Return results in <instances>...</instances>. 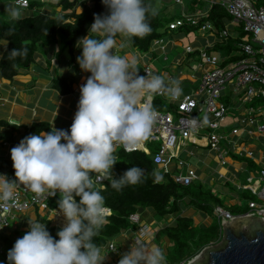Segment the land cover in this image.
<instances>
[{"label": "clouds", "instance_id": "9594fccd", "mask_svg": "<svg viewBox=\"0 0 264 264\" xmlns=\"http://www.w3.org/2000/svg\"><path fill=\"white\" fill-rule=\"evenodd\" d=\"M102 3L108 14L95 15L90 34L77 41V47L82 48L78 64L91 75L80 87L70 129L53 127L50 132L25 136L10 150L19 183L0 174V207L14 198L17 184L35 194L51 190L50 195H55L59 190L58 206L66 223L57 232L59 239H54L46 223L29 219L30 230L8 251V264H101V248L93 237L103 226L106 205L92 174H103L117 191L141 183L145 170L138 165L128 168L118 179L112 177L111 170L117 162L114 147L121 144L127 149L149 138L156 119V111L148 102L153 94L175 99L182 93L178 80H166L159 73L140 76L135 59L116 53L117 47L125 48L132 37L151 33L149 17L158 14L159 0ZM4 4L2 16L10 21L23 18V11L28 10L23 9L20 0ZM26 55V47L8 53L10 58ZM153 176L156 181L162 178L155 169ZM73 194L80 197L79 202ZM164 260L159 247L148 248L135 239L118 264H164Z\"/></svg>", "mask_w": 264, "mask_h": 264}, {"label": "built area", "instance_id": "2783aa9c", "mask_svg": "<svg viewBox=\"0 0 264 264\" xmlns=\"http://www.w3.org/2000/svg\"><path fill=\"white\" fill-rule=\"evenodd\" d=\"M175 1L183 5V0ZM260 2L261 0H197V6L202 3L211 7L221 6L232 16L233 22L242 25L246 36H243L239 43V51L245 55L223 66L224 57L218 52L186 46L187 56L196 55L200 62L193 65V69L205 66L199 85L189 91H182L175 99L168 97L167 100L174 103L177 113L153 107L156 111V119L149 138L129 145L127 149L121 144H116L114 153L123 149L126 152L141 150L152 154L158 172L164 177H171L181 186H189L197 182L205 184L197 168L185 156V154L189 156L197 153L190 148L192 145L214 153L216 161L221 166H226L229 155L237 150L248 157H253V151L240 148L242 140L240 142L239 139L244 135L264 136V105L258 107L249 105L254 97H261L264 101V2ZM20 4L23 9H27L30 0H20ZM208 12L206 10L186 12L183 9L181 17L169 23V30H177L188 23L189 26L199 25L203 32H208L214 37L230 36V29L225 28L218 32L211 22H200L201 17L206 16ZM249 38L251 39L248 40ZM164 43L163 38H156L153 41V44L161 47L163 52L167 50ZM152 72L150 65H146L143 69L145 76ZM233 94L236 97H232ZM155 96L164 95L153 94L148 101L152 106ZM227 96L233 101L230 104L224 100ZM230 111L240 114L236 125L223 123ZM151 144L158 145L156 151L152 150ZM113 173L111 170L112 177H114ZM12 177L13 181L18 182V179ZM93 181L95 185L102 186L108 179H105L103 174L97 173ZM237 186L239 189L251 191L256 201H249L250 210L237 215L223 206H214V214L220 219L221 239L224 234V223L238 216L256 214L264 218V165L259 170L258 176L250 173L246 181L239 182ZM14 192V198L6 206L0 207V254L4 250L3 236L11 227L12 220L29 208L36 207L47 211L48 215L50 217L52 215L56 220L66 218L59 206H51L54 196L50 195L51 190L35 194L23 184H17ZM56 194L60 195L59 190ZM73 195L75 198V194ZM110 214L112 210L106 206V216ZM130 220L136 224L134 242L135 239H139L144 243L151 235V224L144 222L138 211L130 216ZM116 247V243L112 241L108 245L109 250H115ZM185 262L187 261L177 264H185Z\"/></svg>", "mask_w": 264, "mask_h": 264}, {"label": "trees", "instance_id": "16d2710c", "mask_svg": "<svg viewBox=\"0 0 264 264\" xmlns=\"http://www.w3.org/2000/svg\"><path fill=\"white\" fill-rule=\"evenodd\" d=\"M151 2L155 3L156 0H151ZM195 3L196 0H192L190 11L196 12L203 8L202 4L195 6ZM46 4L61 8V13L57 16L41 12L32 14L33 10L40 9ZM218 7L217 5L213 6L206 16L201 17L200 22L211 21L219 32L225 28L227 22L232 20V16L221 6V9ZM28 10H30V14H25L23 18L12 22L2 16L5 13L0 12V40H6V49L0 59V76L3 78L13 79L20 68L28 67L34 62L39 46L47 47L60 43L64 49L75 52L77 41L90 34L89 29L94 23L95 15L108 14V8L102 3V0H30ZM166 11V8L159 6L158 14L155 17H149V23L152 27L151 33L142 38L132 37L127 43L141 52L148 51L154 39L162 38L169 30V23L177 18L174 14H166ZM199 28V25L189 26L186 23L174 31L180 32L186 29V32H190ZM237 31L239 33L237 38L228 36L227 38L222 37L223 42L217 41L216 50L224 55H231L233 52L234 59L242 58L245 54L239 51V43L242 37L246 36V32L242 27H239ZM21 47L27 48L25 57H8V53L12 49ZM75 66L79 67V64L76 63ZM76 78L75 75H58L53 78L52 85L66 94L73 90L72 86ZM262 101L261 97H255L252 104H258ZM173 106L174 103L163 98H154V108L170 111L175 110ZM2 123L4 122L0 120V124ZM32 129L36 134H40L41 132H50L52 127L47 122H36L32 125ZM151 147L153 151H156L158 145L154 144ZM114 155L117 162L112 168L113 178H120L128 168L134 165L143 168L145 175L141 183L127 185L120 191L113 189L109 180L102 186L95 185L104 196L105 205L112 210V214L105 216L102 228L93 237V240L100 247H106L119 235L130 229H136V224L131 222L130 216L137 212L139 207H143L152 209L161 215H177L173 222L165 225L157 232V237L162 235L161 238L166 239L165 248L160 247V249L164 252L165 260L169 264L188 261L206 246L217 244L222 240L220 219L214 214L215 205L223 206L232 214L237 215L250 210L249 201H256V197L251 191H237L231 183H229V187L232 193L240 194L239 197L245 199L247 203L237 201L235 204H226L227 196L221 197L220 193H215L211 187H205L202 182L181 186L171 177H164L162 174V178L156 181L153 170L158 171V168L153 161V156L141 150L126 152L120 149ZM250 167L251 169L257 168L251 161ZM7 173L15 176L13 164L9 160L0 159V174L5 175ZM96 174H92V179ZM51 206L58 205L51 202ZM183 208H192L195 212L211 217L212 221L207 225L196 224L192 215L184 214ZM37 221L46 223L50 235L54 239H59L57 232L62 228L61 226L53 225L47 217L41 215H38ZM22 236L20 234L19 236L16 235L17 238L13 235L3 236L4 250L0 254V262L8 264V251L13 247L15 241Z\"/></svg>", "mask_w": 264, "mask_h": 264}, {"label": "crops", "instance_id": "0c3cea01", "mask_svg": "<svg viewBox=\"0 0 264 264\" xmlns=\"http://www.w3.org/2000/svg\"><path fill=\"white\" fill-rule=\"evenodd\" d=\"M6 2L7 0H0V11L5 12L6 5L4 3ZM191 2L192 0H183V5H181L176 3L175 1V3L181 8V11L185 9L186 12H193L190 11ZM202 5L203 8L199 9L201 11H210L213 8V6L211 7L205 3H202ZM195 6H197V0ZM60 9L61 8L58 7V13L54 14L53 12L52 15H59L61 13ZM39 12H44V6H42L40 9L33 10L32 14H37ZM171 12L169 11L168 13ZM173 12L180 14V11ZM23 13V15H25L30 14L31 12L30 10H24ZM174 13L168 15H173ZM176 16L181 17V15ZM12 21L14 20H11L10 22ZM212 24L214 27H216L214 23ZM239 27H242V25L233 22V20L227 22L225 26V28L230 29V36H233L234 38H237L239 36V33L237 31ZM198 30L203 32L200 28ZM181 34L182 33H180V35ZM180 35H178L177 37H180ZM210 37L212 40L202 48H207L210 51L218 52L222 57H224V61L222 63L223 66H226L230 62L236 60V58L234 59L233 52L231 53V55H224L220 51L216 50L215 45L217 44V41L220 40V42H223L222 38L219 35H217L216 37L210 35ZM162 38L164 39V44H166L167 46V52L168 46L170 48L181 46L176 42L177 40H179L178 38L173 40L175 41V44L172 41L170 42V39L166 38L165 40V36H163ZM120 39L121 38L118 39V42ZM186 46H184L183 48L184 51ZM202 48L196 47V49ZM5 49L6 43L1 42L0 59ZM166 51L164 52L166 55L164 59L168 60ZM159 52H163L161 47L159 48L158 45H154L153 42L150 45L149 50L146 52H141L133 48L128 43L125 48L120 49L119 47H117L116 49V53L118 55H126L130 60L135 59V67L138 68L137 74L140 76H145L143 74V69L146 65H150L153 69L152 73L163 74L166 80H178L183 92L189 91L191 90V88L197 87L199 85L203 68H205V66H199L196 70H194L193 66H188L186 62L187 60L192 59L200 64V62L197 60L196 55L187 56V54H185V58L183 60L178 59L175 63H163L161 68H155L152 64L154 59H157L159 57ZM81 53L82 48L77 47L75 49V52H70L67 49H64L60 43H56L47 47L39 46L37 49V56L35 61L32 62L28 67L20 68L18 74H16L13 79H7L0 76V120L4 122L0 124V159L9 160L13 164L10 153L11 148L16 146L25 136L36 134L32 129V125L36 122H47L52 128L55 127L57 129L64 130L70 129L75 113L77 111L78 101L81 95L80 87L81 85L86 83L87 78L91 75L90 72L82 70L80 66H75L76 63H78L77 57L80 56ZM185 69H188L190 73ZM58 75L77 76L72 86L73 90L71 92L64 94L59 89L53 87V78ZM157 97L163 98L164 100L168 99L166 95ZM232 97H236V95L233 94ZM254 98L252 100H254ZM224 100L229 104L233 102L232 99L230 100L228 96L225 97ZM252 100L249 105H252L254 107L264 105V101L258 104H252ZM173 109H175V106H173ZM170 111L177 113L176 109ZM237 122L238 116L236 117L235 123L233 124L236 125ZM235 138L237 137L235 136ZM239 140L240 142L242 140L240 148H246L247 150L253 151V157H248L241 152L239 153V150H237V152H233L229 155L226 166H221L216 161L214 153H212V159L209 160L210 155L208 156L207 154L208 149L192 145L193 147L190 146V148L196 150L197 153L195 155L189 156L185 154V156L190 161H192L193 156L197 157V166L193 162L192 163L196 168L200 166L199 169L197 168V171L200 172L201 177L205 180V184H203L205 187L213 188V185H216V183H219L218 186L225 187L224 190L217 189L216 191L214 188L213 190L215 193H220L221 197H225L226 194L231 196L230 199L227 200L226 204L237 203V197H239L240 195L237 193H232L229 187V183L235 185L237 191H246L238 188V181L244 183L242 181V176L244 173H247L245 175L247 177L250 173L258 171L264 165V136L254 135V137H252L244 135ZM152 145L153 144H151L150 147ZM250 161L254 163L257 168L251 169ZM5 175L10 181H13V175L11 173H7ZM14 179L18 178L14 176ZM75 199L77 202H79L80 200L79 196H75ZM59 200L60 195L56 194L53 196L52 202L58 204ZM141 209L146 210L145 213L148 214L147 212L149 211L147 208L139 207L137 211L139 213H142ZM187 210H190V213L186 214L188 212ZM152 211L153 210H151L149 214L153 215L154 212ZM183 211L186 215H192L196 224H203L200 221L196 222L198 219V215L209 219L207 220V223H204L203 225L210 224V222L212 221L211 217L205 216L199 212H195V210L192 208H183ZM38 215L47 217L53 225L63 227L66 223V218H63L65 219L64 221L63 219L56 220L53 219L52 215L50 217L47 211L41 210L36 207H31L26 212L18 215L15 219L12 220L11 227L6 231L5 235H13L15 238H17L16 235H24L27 231L30 230L29 219L37 221ZM143 220L144 222H148L145 218H143ZM135 233L136 229H130L115 238V240L112 241L116 243L117 247L115 250H109L108 246L100 247L102 259L101 264H118V261L122 257V255L130 251V247L134 243L133 241L136 235ZM151 233L153 234L152 225ZM133 236L134 238H132L130 241V238ZM151 236L149 235V237L145 239L144 244L148 248H151L152 246L158 247V245L154 243V239L150 238Z\"/></svg>", "mask_w": 264, "mask_h": 264}, {"label": "water", "instance_id": "95a60500", "mask_svg": "<svg viewBox=\"0 0 264 264\" xmlns=\"http://www.w3.org/2000/svg\"><path fill=\"white\" fill-rule=\"evenodd\" d=\"M223 227L222 240L206 246L189 264H264V218L241 215Z\"/></svg>", "mask_w": 264, "mask_h": 264}, {"label": "rangeland", "instance_id": "374dc122", "mask_svg": "<svg viewBox=\"0 0 264 264\" xmlns=\"http://www.w3.org/2000/svg\"><path fill=\"white\" fill-rule=\"evenodd\" d=\"M263 2H264V0H261L260 3H263ZM159 6L161 8L164 7V8L167 9L166 14L174 13L173 11H176V12H179L180 11L179 12L180 14L174 13V15L175 16L176 15H181V12H182L181 11V8L175 3L174 0H159ZM218 9H221V7L219 6ZM58 11L59 10H58V7L57 6H54V5H51V4H46V6H44V12L43 13H46V14L49 13V14L52 15L53 12H54V14H56V13H58ZM169 11L170 12L172 11V12L171 13H168ZM0 12L2 13L3 11H0ZM3 13H5V12H3ZM180 33H182V34L180 35ZM178 35H180V37H177ZM164 36H165V40H166V38L167 39H170V42L172 41V42H174V44H175V41H173V40H175L176 38H178L179 40H177L176 42H177L178 45H181V46L171 47V48L168 46V52L166 51L167 52V58H168V60H165L164 59L165 56H166L164 52H161V53L159 52L158 53L159 54V57L157 59H154L153 64H152L153 67H155V68H161L162 65H163V63L164 64L165 63H175L178 59L183 60L185 58L184 55L186 54L183 48L186 45H192L195 48L196 47L202 48L208 42H210L212 40L211 37H210V35L208 33L201 32L199 30H193V31H190V32H186V29H184V31H180V32H178V31H169L168 30V32ZM0 41L3 42V43H6V40H0ZM186 62H187V65L188 66H193V65H195L197 63V61H194L192 59L191 60H187ZM185 70L187 72L189 71L188 69H185ZM189 73H190V71H189ZM234 112L235 111H230V113L227 115L226 119L223 121L224 124L229 125V124L235 123L236 117L239 116L240 114L239 113L236 114ZM207 154H208V156L210 155V157H209L210 159L209 160H211L213 154L212 153H209V151L207 152ZM191 162H193L197 166V157L193 156ZM197 168L199 169L200 166H198ZM258 173H259V171H254L255 176H258ZM246 174L247 173H244L243 176H242V178H243L242 181L243 182L246 181V179H245L246 178V176H245ZM238 182H240V181H238ZM218 185H219V183H216V185H213V188L216 191H217V189H222V190L225 189V187H221V186H218ZM235 188H236V186H235ZM223 196H225V195H223ZM226 196H228L227 199H230V197H231L230 195H227V194H226ZM237 198H238L237 201H241L243 203H247V201L245 199H241L240 197H237ZM151 210L152 209H148L149 212ZM187 211H186L187 212L186 214L190 213L189 212L190 210H187ZM141 212L142 213H140V214L142 216V219L143 218L147 219V221L152 225L153 234L151 233L152 236L150 235L151 236L150 238L151 239L152 238L154 239V243L157 244L158 247H164L165 248L166 239L164 237L161 238L162 235L157 237V232L162 227H164L165 225L170 224L171 222H173L175 220V218H176L177 215L176 214L175 215H173V214L161 215V214H158L155 211H152L154 213H153V215H151V214H149V212H147L148 214H146L145 213L146 210H144V209H141ZM197 218L198 219H197L196 222L200 221L203 224L204 223H207V220H209L208 218L202 217L200 215H198ZM64 220L65 219H63V221ZM132 238H134V236L130 238V241H131ZM189 261L190 260H188L187 262H185V264H189ZM164 264H169V263L166 260H164ZM174 264H177V263H174Z\"/></svg>", "mask_w": 264, "mask_h": 264}]
</instances>
